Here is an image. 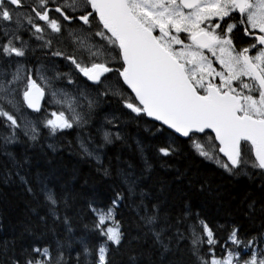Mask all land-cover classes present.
I'll list each match as a JSON object with an SVG mask.
<instances>
[{
  "label": "snow or ice",
  "instance_id": "snow-or-ice-1",
  "mask_svg": "<svg viewBox=\"0 0 264 264\" xmlns=\"http://www.w3.org/2000/svg\"><path fill=\"white\" fill-rule=\"evenodd\" d=\"M0 264H264V0H0Z\"/></svg>",
  "mask_w": 264,
  "mask_h": 264
},
{
  "label": "trees",
  "instance_id": "trees-1",
  "mask_svg": "<svg viewBox=\"0 0 264 264\" xmlns=\"http://www.w3.org/2000/svg\"><path fill=\"white\" fill-rule=\"evenodd\" d=\"M75 138V133H73V135H69L67 137H65L64 139L68 140V141H73ZM197 164H199V162H197ZM205 165L207 167V169L211 172L212 169H214V165H212L210 162H205ZM82 172L83 174L87 175L88 174V168L87 165H83L82 166ZM212 174L216 175L217 179L219 180H223V178L220 176L219 172H213ZM92 183V181H90V184ZM223 183L227 184L228 181L227 180H223ZM95 187L97 188V190H101V185L96 184ZM244 185H240V188H243ZM238 205L233 203H229L227 200L224 202L223 207L219 208V209H215L214 214L219 218V220L221 222H223V219L227 216L228 213H232V215H236V212L234 211V209H237ZM20 211V209H15V208H10L9 209V214L13 217H15L18 212Z\"/></svg>",
  "mask_w": 264,
  "mask_h": 264
}]
</instances>
